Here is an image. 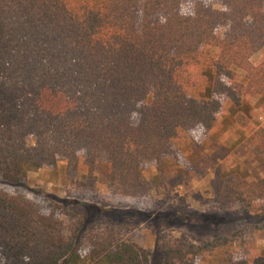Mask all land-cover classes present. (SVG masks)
Listing matches in <instances>:
<instances>
[{"label": "trees", "instance_id": "obj_1", "mask_svg": "<svg viewBox=\"0 0 264 264\" xmlns=\"http://www.w3.org/2000/svg\"><path fill=\"white\" fill-rule=\"evenodd\" d=\"M0 0V256L1 264H148L136 241L109 240L86 253L55 210L22 189L31 171L85 159L117 180L115 203L146 209L150 161L178 158L183 134L219 122L224 100L264 99V0ZM209 57L206 92L191 66L201 46ZM235 67L245 70L237 79ZM264 154V127L255 130ZM8 186H13L11 191ZM235 186V192L238 184ZM243 192L264 194V178ZM217 237L161 245L163 264H195L191 256L230 255V264H264V255L234 257Z\"/></svg>", "mask_w": 264, "mask_h": 264}, {"label": "rangeland", "instance_id": "obj_2", "mask_svg": "<svg viewBox=\"0 0 264 264\" xmlns=\"http://www.w3.org/2000/svg\"><path fill=\"white\" fill-rule=\"evenodd\" d=\"M195 0H183L184 13L193 10ZM220 7V0H206ZM218 49L201 46V61L191 66L198 84L192 94L201 96L210 85L209 57ZM264 60V47L251 56ZM237 79L245 70L235 67ZM237 106L226 98L218 124L209 131L199 128L191 139L183 134L178 158L150 161L144 173L149 196L146 209L129 202L116 204L112 194L117 180L106 165L90 176L81 156L76 167L62 158L57 167L31 171L22 189L55 210L74 235L76 250L86 253L109 240L136 241L149 251L148 264H163L161 245L186 237L196 245L221 236L231 242L224 248L234 257L264 255V194L246 191L245 184L264 178V154L257 147L254 132L264 127V99H243ZM238 184L235 192V186ZM13 191V186H8ZM230 255L208 250L191 256L195 264H230ZM3 262L0 256V264Z\"/></svg>", "mask_w": 264, "mask_h": 264}, {"label": "crops", "instance_id": "obj_3", "mask_svg": "<svg viewBox=\"0 0 264 264\" xmlns=\"http://www.w3.org/2000/svg\"><path fill=\"white\" fill-rule=\"evenodd\" d=\"M257 99L259 100V99H262V98H260V97L257 96V97H256V100H257Z\"/></svg>", "mask_w": 264, "mask_h": 264}]
</instances>
